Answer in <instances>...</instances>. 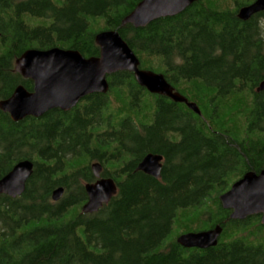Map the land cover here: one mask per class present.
Masks as SVG:
<instances>
[{
	"label": "trees",
	"instance_id": "16d2710c",
	"mask_svg": "<svg viewBox=\"0 0 264 264\" xmlns=\"http://www.w3.org/2000/svg\"><path fill=\"white\" fill-rule=\"evenodd\" d=\"M142 0H0V101L34 89L15 71L28 50L61 48L98 57L95 38L119 31L143 70L163 74L198 106L149 93L132 73L108 77L107 95L70 112L15 123L0 110V180L29 160L25 193L0 195V264H264L262 216L230 218L220 197L264 170V12L255 0H197L144 29L122 22ZM163 156L162 178L136 169ZM113 178L117 195L84 214L86 185ZM64 188L54 202L53 192ZM220 226L215 248L186 249L179 236Z\"/></svg>",
	"mask_w": 264,
	"mask_h": 264
},
{
	"label": "water",
	"instance_id": "95a60500",
	"mask_svg": "<svg viewBox=\"0 0 264 264\" xmlns=\"http://www.w3.org/2000/svg\"><path fill=\"white\" fill-rule=\"evenodd\" d=\"M197 0H142L124 18L122 27L132 25L144 29L160 19L173 18L184 13ZM264 12V0H256L240 9L238 18L244 22L254 15ZM100 48L98 57L86 58L75 50L53 48L50 50L32 49L26 51L15 62V71L23 78L33 82L34 89L29 92L19 86L13 95L0 101V110L9 114L15 123L29 117L42 118L54 110L70 112L85 98L92 95H107L110 91L108 77L118 72H129L138 85L149 93L185 104L191 111L201 115L198 106L190 103L163 74L143 70L141 62L119 31L109 30L99 33L95 38ZM257 93L264 92V81ZM164 158L158 154H148L139 163L136 171L160 180ZM96 181L86 185L88 201L83 205L84 214L97 213L117 195L118 187L113 178L102 177L103 166L97 162L92 165ZM34 172V164L21 161L0 180V195L16 199L22 196ZM64 188L56 189L52 198L60 201ZM225 210L231 211L230 218L244 221L254 216H262L264 226V170L249 172L233 184L231 189L220 197ZM223 233L220 226L207 231L190 232L179 236L177 242L186 249L208 250L215 248Z\"/></svg>",
	"mask_w": 264,
	"mask_h": 264
},
{
	"label": "flooded vegetation",
	"instance_id": "af4514ba",
	"mask_svg": "<svg viewBox=\"0 0 264 264\" xmlns=\"http://www.w3.org/2000/svg\"><path fill=\"white\" fill-rule=\"evenodd\" d=\"M255 1H256V0H255ZM255 1H254V2H255ZM251 4H252V3H251ZM251 4H250V5H251ZM258 15H260V14L254 15L250 20H252L255 16H258ZM258 17H259V16H258ZM250 20H248V21H250ZM248 21H246V22H248ZM211 249H212V248H211Z\"/></svg>",
	"mask_w": 264,
	"mask_h": 264
}]
</instances>
